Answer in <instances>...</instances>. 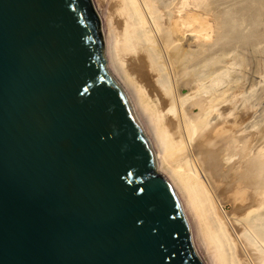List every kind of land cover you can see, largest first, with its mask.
<instances>
[{
  "label": "water",
  "instance_id": "95a60500",
  "mask_svg": "<svg viewBox=\"0 0 264 264\" xmlns=\"http://www.w3.org/2000/svg\"><path fill=\"white\" fill-rule=\"evenodd\" d=\"M103 53L90 0H0V264H204Z\"/></svg>",
  "mask_w": 264,
  "mask_h": 264
},
{
  "label": "bare ground",
  "instance_id": "6f19581e",
  "mask_svg": "<svg viewBox=\"0 0 264 264\" xmlns=\"http://www.w3.org/2000/svg\"><path fill=\"white\" fill-rule=\"evenodd\" d=\"M90 2L107 69L179 198L196 253L204 264H264V117L243 97L238 45L221 39L219 6ZM239 99L242 111L230 120Z\"/></svg>",
  "mask_w": 264,
  "mask_h": 264
},
{
  "label": "rangeland",
  "instance_id": "374dc122",
  "mask_svg": "<svg viewBox=\"0 0 264 264\" xmlns=\"http://www.w3.org/2000/svg\"><path fill=\"white\" fill-rule=\"evenodd\" d=\"M214 1L219 6V9H217V15L220 18V31H219L220 36L221 35L227 36V37L222 36V38L221 37L220 38L221 39L225 38L222 41L225 40L229 42V44L231 45H238V47H236L239 52L237 60L238 63L240 61L241 63L240 64L237 63V65L234 66L233 70H234V74L236 75L239 74L240 76L243 75V78H241L240 82H243L244 80L246 83L244 84V88H248L245 89L247 91H245V95H243V97L246 96L245 99L247 98L246 100H247V104H249L248 105L249 107L255 105L254 108L250 109L251 112L256 110L262 114V117H264V73L263 74L259 73L257 71L259 68L258 69L256 68L259 67L261 64L260 68H263L262 70L264 71V0H219V1L214 0ZM242 8L245 10H243ZM242 18H245L244 19L245 21L242 20L241 22ZM240 22L241 24L243 22H246L245 25L247 26L243 28L242 25L241 26L239 25ZM259 43H261L262 45H260ZM192 45L196 47L195 44ZM253 84L256 85L254 86ZM225 105L227 106L228 104L224 103L223 105H221L222 110ZM242 106L243 103L239 99V101H237L236 103V110H235L236 114L230 116L229 117L230 120H232L231 118H233L234 116L240 115L239 113L242 111ZM253 130L255 131V129H251L250 131L253 132Z\"/></svg>",
  "mask_w": 264,
  "mask_h": 264
}]
</instances>
